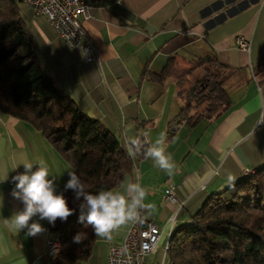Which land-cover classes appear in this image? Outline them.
<instances>
[{"label":"crops","instance_id":"1","mask_svg":"<svg viewBox=\"0 0 264 264\" xmlns=\"http://www.w3.org/2000/svg\"><path fill=\"white\" fill-rule=\"evenodd\" d=\"M85 1L89 10L82 26L95 48L90 62L69 49L28 5L19 1L18 7L45 72L83 114L98 119L126 149L130 139L141 143L145 132L147 147L166 133V151L176 165L173 174L138 151L130 156L131 170L112 189L119 191L131 179L148 191L145 203L155 210H142L141 217L159 224V243L165 248L172 229L173 206L163 199L169 183L180 199H187L177 219L183 223L211 194L264 165V0ZM239 35L249 39L248 51L236 46ZM170 57L189 73L210 57L226 66L223 88L230 107L217 118L182 121L172 131L189 102L179 93L181 81L172 75L162 82L149 77L161 72ZM206 65L198 66L209 69ZM25 159L34 164L33 171L40 160L46 161L58 193L67 162L29 122L0 112V179L7 174L0 181V264H50L45 257L47 220L33 217L30 223L45 229L35 236L5 224L24 207L12 195V177L24 171L19 164ZM131 224L110 240L96 236L85 262L106 264L110 245L119 243Z\"/></svg>","mask_w":264,"mask_h":264},{"label":"trees","instance_id":"2","mask_svg":"<svg viewBox=\"0 0 264 264\" xmlns=\"http://www.w3.org/2000/svg\"><path fill=\"white\" fill-rule=\"evenodd\" d=\"M19 1L0 0V112L29 122L67 162L66 180L58 193L63 192L76 211L66 222H48L50 235L59 241L51 264H84L96 235L78 220L83 198L77 200L72 190L65 191L68 173L75 172L91 193L114 189L131 170V158L111 131L83 114L55 87L31 46ZM205 59L200 63H212L215 68L205 69L204 78L191 87L195 102L180 110L172 131L182 121L217 118L230 107L223 88L226 66L211 57ZM186 73L170 57L161 72L149 77L162 82L172 75L180 81ZM200 106V114L190 113ZM144 138L141 135V156L147 148ZM176 223L166 243L169 264H264V165L211 194L186 222ZM81 232L87 238L74 243V236Z\"/></svg>","mask_w":264,"mask_h":264},{"label":"clouds","instance_id":"3","mask_svg":"<svg viewBox=\"0 0 264 264\" xmlns=\"http://www.w3.org/2000/svg\"><path fill=\"white\" fill-rule=\"evenodd\" d=\"M83 54V53H82ZM128 154L135 157L140 150L137 139H130ZM146 158L151 159L160 169L172 175L176 165L170 153L166 151V133L159 137L144 150ZM23 165L24 171L12 177L15 188L12 195L21 200L24 207L16 212L11 219H6L5 224L11 223L17 232L27 229V235L35 236L45 229L39 222H32L33 217L47 220L55 224L57 219L66 222L75 213V209L68 205L67 197L56 192L55 177L44 160L38 162V167L33 171V163L27 159L19 165ZM19 165H15L16 169ZM69 179L64 185L65 191L72 190L77 200L83 198L79 205V222L90 226L93 233L100 238L111 239L114 232L129 223L141 221V211L151 214L155 206L146 204L145 198L148 191L139 183L127 179L122 183L119 191L101 189L96 193L86 191L85 184L75 172H69ZM7 174L0 179L6 180ZM229 177V180H233ZM87 238V233H77L73 242L80 244Z\"/></svg>","mask_w":264,"mask_h":264},{"label":"built area","instance_id":"4","mask_svg":"<svg viewBox=\"0 0 264 264\" xmlns=\"http://www.w3.org/2000/svg\"><path fill=\"white\" fill-rule=\"evenodd\" d=\"M22 1L31 8L33 15L45 19L51 31L61 37L69 49L83 53L82 56L86 62L95 58V48L82 26V20L88 17L89 10V5L85 0ZM235 44L244 51L250 48L249 39L240 35L235 37ZM163 199L173 206L169 218L171 229L177 222L179 213L185 208L187 199H180L176 193V186L171 183L166 186ZM161 233V227L153 221L141 219V221L132 223L122 240L110 245L106 264H154L150 256L158 247ZM45 234V257L49 262V255H53L59 241L50 235L48 228Z\"/></svg>","mask_w":264,"mask_h":264},{"label":"rangeland","instance_id":"5","mask_svg":"<svg viewBox=\"0 0 264 264\" xmlns=\"http://www.w3.org/2000/svg\"><path fill=\"white\" fill-rule=\"evenodd\" d=\"M207 66H208V64L206 65V67ZM208 67L211 70H214V68H215V67H213L212 63ZM211 70H209L208 72H211ZM205 72H206V70H205L204 66L194 67L192 72H190V73L187 72L186 75H184V77H182L180 79L181 83L179 84V88H180L179 93H181V95L185 99V101L188 100L189 102H192L194 104L195 97H194V95H192V93L190 91L191 87L196 85L197 81L204 78ZM202 106H200L198 109L191 110L190 113L194 112L195 115L200 114L202 112V108L204 107V106L203 107ZM150 260L154 264H169L168 259L165 256L163 243L160 242L158 244L156 251L150 256ZM84 263L87 264L88 262H84Z\"/></svg>","mask_w":264,"mask_h":264},{"label":"bare ground","instance_id":"6","mask_svg":"<svg viewBox=\"0 0 264 264\" xmlns=\"http://www.w3.org/2000/svg\"><path fill=\"white\" fill-rule=\"evenodd\" d=\"M146 134H144V137H146L145 136ZM145 139V138H144ZM147 141V140H146ZM248 173H252V172H248ZM170 235V234H169ZM168 238H169V236L167 237V240H166V242H165V248L164 249H166V243H167V241H168ZM58 247H59V244H57V249H55L54 250V253H53V255L55 254V252L58 250ZM53 255H49V263L51 264V257L53 256Z\"/></svg>","mask_w":264,"mask_h":264}]
</instances>
